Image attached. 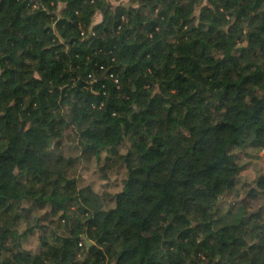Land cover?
<instances>
[{
	"label": "trees",
	"instance_id": "16d2710c",
	"mask_svg": "<svg viewBox=\"0 0 264 264\" xmlns=\"http://www.w3.org/2000/svg\"><path fill=\"white\" fill-rule=\"evenodd\" d=\"M0 23V264H264V174L257 209L225 198L234 149H264V0H0Z\"/></svg>",
	"mask_w": 264,
	"mask_h": 264
},
{
	"label": "rangeland",
	"instance_id": "374dc122",
	"mask_svg": "<svg viewBox=\"0 0 264 264\" xmlns=\"http://www.w3.org/2000/svg\"><path fill=\"white\" fill-rule=\"evenodd\" d=\"M110 1H112L115 4H118L120 2L128 3L129 0H110ZM100 18L101 15L98 13L94 18L95 22H98ZM0 26L2 29H4L2 23H0ZM2 29L0 31H2ZM254 96L258 97L260 96V94L255 93ZM253 98L254 97H252L250 101H254ZM63 147L66 152L73 154L74 145L69 146L65 144ZM234 150L237 156V160L240 162L241 165H243L244 168L241 171V174L238 178V183L231 189V191L228 194H226L225 198L228 200H233L238 197L247 198L250 207L252 209H257L263 201L262 197L260 195H257L255 197H249L247 193L249 187L244 188L243 183L254 185L255 178H257L258 175L260 174H264V149L255 145L252 141V138H249L247 141L244 142L243 146L236 148ZM93 169L94 168L88 169L86 171L85 176L90 177L91 179L96 178V176L92 172ZM96 180L97 182H100L98 176ZM102 182L103 180H101V183ZM27 243L31 248H37L39 245L38 236L37 235L31 236L30 239H28Z\"/></svg>",
	"mask_w": 264,
	"mask_h": 264
},
{
	"label": "water",
	"instance_id": "95a60500",
	"mask_svg": "<svg viewBox=\"0 0 264 264\" xmlns=\"http://www.w3.org/2000/svg\"><path fill=\"white\" fill-rule=\"evenodd\" d=\"M83 238L85 239L88 246H91L94 244V242L91 239H89L86 235H83Z\"/></svg>",
	"mask_w": 264,
	"mask_h": 264
}]
</instances>
